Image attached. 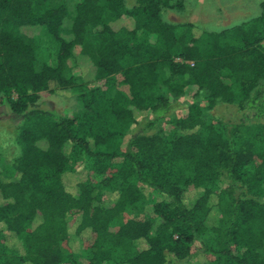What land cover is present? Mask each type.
Listing matches in <instances>:
<instances>
[{
	"label": "trees",
	"instance_id": "trees-1",
	"mask_svg": "<svg viewBox=\"0 0 264 264\" xmlns=\"http://www.w3.org/2000/svg\"><path fill=\"white\" fill-rule=\"evenodd\" d=\"M185 1L81 0L71 16L48 0H0V103L20 120L21 152L0 172V264H77L84 237L87 264L197 252L201 264H264V2L257 17L209 31L162 19ZM35 30L56 45L55 66ZM194 87L206 108H180ZM58 90L76 100L72 117L39 109L40 94ZM217 101L256 124L206 123ZM75 160L83 179L71 186ZM152 192L153 217L124 220Z\"/></svg>",
	"mask_w": 264,
	"mask_h": 264
},
{
	"label": "rangeland",
	"instance_id": "rangeland-1",
	"mask_svg": "<svg viewBox=\"0 0 264 264\" xmlns=\"http://www.w3.org/2000/svg\"><path fill=\"white\" fill-rule=\"evenodd\" d=\"M81 0H48L51 6L65 5L68 9L69 15L74 16L76 4ZM264 0H186L184 7L181 10H164L162 13V19L166 23L171 24H193L194 26L209 31H221L222 29L233 27L241 22L248 21L257 17L260 14L259 5ZM134 4V0H125L126 9H130ZM71 16H68L61 28V37L64 39H70V27ZM121 25L127 29L133 28V22L127 16H123ZM118 26V25H117ZM28 32V31H27ZM33 36L37 37L41 47H44L50 52V59L48 63L55 66V48L56 45L52 42V39L46 34L45 30H35ZM77 52V51H76ZM65 66L71 70L72 74L77 75L73 70V60H69ZM83 77L86 81L92 80L93 71L91 68L83 70ZM101 83L92 85L101 86ZM196 88H189L186 91V95L180 99L179 105L185 107L191 102L199 104L202 108H206L207 103L204 98L196 96ZM14 97V96H13ZM38 103L39 109L51 110L62 114L67 117H72L78 112L79 106L74 97L66 91H56L53 94L41 93ZM245 114V115H244ZM237 113L236 109L232 106H226L223 103L217 101L214 108L208 110L205 113L204 119L206 123H212L217 125L221 121L237 122L241 115L247 117V124H256L254 117L251 113ZM20 120L15 119L6 105L0 103V172L9 174L11 165L14 159L20 155V148L16 141V136L13 131V127L18 125ZM261 123H264V118L260 119ZM127 139V138H126ZM82 163L75 160L71 164V168L79 171L82 169ZM71 186H75L78 180L83 179V173L76 172L74 175L70 174ZM99 179L96 177L95 180ZM110 188V187H108ZM103 196L110 195L112 198H116V192L109 189H103L100 192ZM159 200L158 194L150 193L149 197L144 201L142 205L133 207L128 212L124 220L129 218L147 219L153 217L152 207ZM213 234H206L203 236L208 242L210 238H213ZM92 240L88 237L82 238L78 243L73 245L78 247V253L76 254L77 264H87L86 250L89 248ZM211 241L209 242V244ZM195 247L200 250V244L195 243ZM64 247L63 249H65ZM67 250V249H66ZM198 253V252H197ZM194 254L190 259L184 260V262L176 264H196L202 262L200 255Z\"/></svg>",
	"mask_w": 264,
	"mask_h": 264
}]
</instances>
